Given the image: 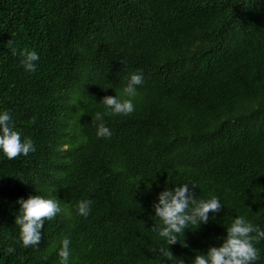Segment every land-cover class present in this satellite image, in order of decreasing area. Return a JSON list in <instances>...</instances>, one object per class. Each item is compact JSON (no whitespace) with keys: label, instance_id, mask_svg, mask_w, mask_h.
<instances>
[{"label":"trees","instance_id":"16d2710c","mask_svg":"<svg viewBox=\"0 0 264 264\" xmlns=\"http://www.w3.org/2000/svg\"><path fill=\"white\" fill-rule=\"evenodd\" d=\"M24 49L40 57L33 73ZM133 72L144 81L134 112L106 115L112 135L98 138L92 117L111 111L102 98H129ZM5 111L35 151L10 160L0 150V264H60L64 237L68 264H161L159 247L173 255L165 264H192L236 216L264 230V0H0ZM188 182L223 207L167 245L152 231L153 203ZM29 195L62 209L38 248L15 224ZM254 247L264 264V239Z\"/></svg>","mask_w":264,"mask_h":264},{"label":"clouds","instance_id":"9594fccd","mask_svg":"<svg viewBox=\"0 0 264 264\" xmlns=\"http://www.w3.org/2000/svg\"><path fill=\"white\" fill-rule=\"evenodd\" d=\"M13 42L10 39L8 45ZM13 55L17 54V49L10 48ZM22 57L21 63L25 71L33 73L36 71V61L40 59L35 51L24 49L20 51ZM121 63H123L121 61ZM143 75L139 72L130 74L123 93L129 98H120L105 95L102 98L103 104L110 112H96L92 117V125L97 129L98 138H110L111 130L106 126L104 117L106 115H129L134 112L135 107L132 102L133 97L137 94V86L143 84ZM11 117L9 112L5 111L0 114V150L10 160L18 156H27L35 151L34 142L31 138H24L18 132L13 130L10 124ZM192 182L176 186L171 190L164 189L157 196V201L153 203L155 217L159 218L161 224H153L152 231L166 241L167 245H173L180 242L179 236H183L189 225L208 223L210 213L220 212L223 205L219 199L212 196L208 200L197 199L196 193L189 185ZM197 187V186H196ZM20 205L18 214L15 217V224L20 229V240L25 248H38L41 240V229L46 220H51L62 211L58 199L43 198L39 195H29L27 199L20 198L17 200ZM91 200H80L77 204V212L83 217H88L91 211ZM197 227V228H198ZM227 235L223 238L220 246H210L206 253L198 252L192 260V264H254L259 259V250L254 247L261 239H264V230L257 225L249 222L244 216H236L229 226H226ZM181 243V242H180ZM183 246H187L183 243ZM9 254L14 252V248H7ZM154 254L159 253L161 264L165 260L172 258L169 247L155 248ZM60 264H68L70 256V239L64 237L62 246L59 249ZM180 264H184L180 260Z\"/></svg>","mask_w":264,"mask_h":264}]
</instances>
